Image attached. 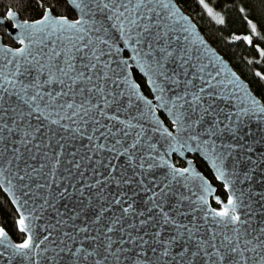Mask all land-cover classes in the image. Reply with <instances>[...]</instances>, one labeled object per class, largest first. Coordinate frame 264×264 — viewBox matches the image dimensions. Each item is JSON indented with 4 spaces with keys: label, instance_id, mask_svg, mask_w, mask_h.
I'll return each instance as SVG.
<instances>
[{
    "label": "snow or ice",
    "instance_id": "snow-or-ice-1",
    "mask_svg": "<svg viewBox=\"0 0 264 264\" xmlns=\"http://www.w3.org/2000/svg\"><path fill=\"white\" fill-rule=\"evenodd\" d=\"M63 2L73 19L43 0L33 22L11 9L0 19L19 30L15 50L0 47V192L24 235L13 244L0 227L9 264H264V195L258 211L234 186L264 166L253 159L264 156V104L172 0ZM248 27L232 39L251 45L259 33ZM184 152L201 153L223 182L218 209L206 179L167 159Z\"/></svg>",
    "mask_w": 264,
    "mask_h": 264
},
{
    "label": "trees",
    "instance_id": "trees-1",
    "mask_svg": "<svg viewBox=\"0 0 264 264\" xmlns=\"http://www.w3.org/2000/svg\"><path fill=\"white\" fill-rule=\"evenodd\" d=\"M180 7L191 17L206 40L228 61L238 75L249 85L253 93L264 104V81L255 75L257 71L264 74V58L259 56L257 47L264 49V0H205L212 8L213 12L222 16L225 23L220 25L207 14L199 4L198 0H175ZM45 6L53 4L55 15H67L69 19L74 18V14L63 0H43ZM244 11L241 12L240 9ZM8 9L13 10L22 20L30 22L39 19L42 9L38 7L37 0H0V15L5 16ZM248 20L257 26L259 35L254 36L251 45L243 40L234 41L233 36L251 35L248 27ZM0 36L5 45L14 47L15 44L5 34V30L0 27ZM251 61V63H249ZM134 79L140 85L142 92L149 95L144 80L133 72ZM170 128V125L166 122ZM193 160L199 171L210 180L217 188V195L223 200L226 196L222 187L217 185L207 167L196 157ZM176 166L182 164L175 160ZM212 206L218 208L216 203ZM17 215L10 203L0 192V227L17 243L22 242L24 236L16 228L15 221Z\"/></svg>",
    "mask_w": 264,
    "mask_h": 264
},
{
    "label": "water",
    "instance_id": "water-1",
    "mask_svg": "<svg viewBox=\"0 0 264 264\" xmlns=\"http://www.w3.org/2000/svg\"><path fill=\"white\" fill-rule=\"evenodd\" d=\"M172 2L174 3V5L176 6L177 9H179L180 13L184 16H186L188 18V27L189 28H192L194 31H193V38L195 37H199V39L203 40L204 41V45L207 47V49L210 50L211 53H213L215 56H218L219 58H221L223 61H224V64L227 66V69L229 72H232V73H235L237 77H239V80L242 84L245 85L247 91L253 95L254 97H256L257 99H259L254 93L253 91L250 89L249 85L238 75V73L232 68V66L228 63V61H226L222 55L206 40V38L204 37V35L201 33V31L199 30V28L196 26V24L194 23V21L191 19V17L180 7V5H178V3L175 1V0H172ZM69 9L72 11V13L74 14L75 16V13L73 12L72 8L70 5H68ZM17 14V13H16ZM5 16H2L0 15V19H3ZM17 19L20 20L21 22H23L24 20H22L19 15L17 14ZM30 22V21H29ZM33 22V21H32ZM12 21H8V20H5V22L3 24H0V27H2L4 30H5V34L8 38L11 39V41L15 44L14 47L12 46H8V45H5L2 41V37L0 36V47H4V46H7V47H11L13 50H15L19 45L16 43V41L13 39V37L16 35V33L19 31L18 29H13L12 28ZM133 72H135L137 75H139V77H141L143 80H144V83H145V86L148 90V93L149 95H144L145 96H148L149 98H151V93H150V90L146 84V81H145V78L138 73L137 70L133 69ZM133 79H134V76H133ZM134 81L136 82V80L134 79ZM137 83V82H136ZM141 89V88H140ZM142 91V90H141ZM260 100V99H259ZM261 101V100H260ZM262 103V101H261ZM263 104V103H262ZM161 116L164 117V119L166 120V122L170 125V128L166 125V123L164 122V120L161 118ZM157 117L158 119L162 120L163 121V127H166L168 128L169 130H171L172 128V125H171V122L170 120L166 117V114L163 112V111H158L157 113ZM253 127L255 128V125H253ZM261 133L257 130L255 131V136H256V139H260L261 137ZM157 137H158V134H157ZM161 149L162 150H166L165 146L163 145V143L161 142V145H160ZM259 147L261 148L262 151H264V143L260 144ZM193 157H196L198 158L206 167L207 169L209 170L210 174L212 175L215 183L219 186L222 187V190L225 194V196L227 197V193L224 191V188H223V182L222 181H217L215 179V172L214 170L210 167V164L208 162V160H206L203 155L199 152H184V155L181 156L180 153H171L167 159L169 160V162L171 164H173L175 167L177 168H184V167H191L195 170V172L199 173L204 179H206L210 186L212 188L215 189V194L214 196H211L209 197V206L211 208H214V209H218L219 208V205L218 208H215L212 206V203H215V197H219L217 195V188L210 182L209 179H207L200 171L199 169L197 168L194 160H193ZM253 159H256V160H261V159H264V156H261L260 153H256L254 156H253ZM175 160L180 162L182 164L183 167H179V166H176L175 164ZM188 161H191V165H189ZM230 171V169H229ZM249 175L251 176V179L248 180V181H245V183L243 184H235V188L237 189V194L239 195V192L240 190L242 189L244 191V199L245 200H248L249 199V193H252V198H251V202L253 204V207L257 208V210L259 211V204L257 203V200H258V195L256 194H260V195H264V166H261V167H257L256 168V171L254 173L252 172H249ZM243 178V175L241 174V179ZM229 179H232V177H229ZM196 183V186H193L192 187V191L193 192H198L199 189H198V185H199V181L195 182ZM3 195L6 197V199L8 200V202L10 203L11 207L13 208V210L15 211V207L14 205L11 203V200L9 199L7 193H4L2 192ZM195 199V197H193ZM221 200H223L221 197H219ZM226 201V199H225ZM16 213V211H15ZM17 215V219H18V214L16 213ZM43 223V221H37V224H41ZM22 234V233H21ZM23 235V234H22ZM24 236V235H23ZM9 242L10 243H17L15 242L9 235ZM0 251H4L5 252V256L3 257H0V264H9V261L7 259V256L10 254L11 252V249H5L3 246H0ZM11 264H27V262H22L20 260V258H14L11 260Z\"/></svg>",
    "mask_w": 264,
    "mask_h": 264
},
{
    "label": "flooded vegetation",
    "instance_id": "flooded-vegetation-1",
    "mask_svg": "<svg viewBox=\"0 0 264 264\" xmlns=\"http://www.w3.org/2000/svg\"><path fill=\"white\" fill-rule=\"evenodd\" d=\"M179 167H183V166H179Z\"/></svg>",
    "mask_w": 264,
    "mask_h": 264
},
{
    "label": "rangeland",
    "instance_id": "rangeland-1",
    "mask_svg": "<svg viewBox=\"0 0 264 264\" xmlns=\"http://www.w3.org/2000/svg\"><path fill=\"white\" fill-rule=\"evenodd\" d=\"M182 8V7H181Z\"/></svg>",
    "mask_w": 264,
    "mask_h": 264
}]
</instances>
